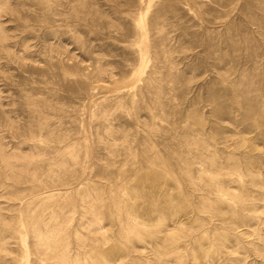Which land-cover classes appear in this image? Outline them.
Segmentation results:
<instances>
[{
    "label": "rangeland",
    "instance_id": "374dc122",
    "mask_svg": "<svg viewBox=\"0 0 264 264\" xmlns=\"http://www.w3.org/2000/svg\"><path fill=\"white\" fill-rule=\"evenodd\" d=\"M0 264H264V0H0Z\"/></svg>",
    "mask_w": 264,
    "mask_h": 264
}]
</instances>
